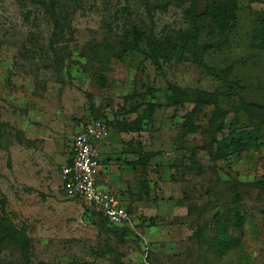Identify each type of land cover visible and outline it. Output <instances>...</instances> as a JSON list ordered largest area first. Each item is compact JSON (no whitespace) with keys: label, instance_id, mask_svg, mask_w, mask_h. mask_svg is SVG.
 Returning <instances> with one entry per match:
<instances>
[{"label":"rangeland","instance_id":"374dc122","mask_svg":"<svg viewBox=\"0 0 264 264\" xmlns=\"http://www.w3.org/2000/svg\"><path fill=\"white\" fill-rule=\"evenodd\" d=\"M232 1L219 37L202 0H59L56 26L41 0H0V264H264V0ZM194 18L224 80L181 51ZM92 119L131 159L113 191L126 225L61 176Z\"/></svg>","mask_w":264,"mask_h":264},{"label":"built area","instance_id":"2783aa9c","mask_svg":"<svg viewBox=\"0 0 264 264\" xmlns=\"http://www.w3.org/2000/svg\"><path fill=\"white\" fill-rule=\"evenodd\" d=\"M109 132V125L104 120L92 119L80 124L72 139L68 162L61 167V176L69 196L91 203L108 223L126 225L130 221L127 209L117 197L97 184L100 168L98 145L109 136Z\"/></svg>","mask_w":264,"mask_h":264},{"label":"trees","instance_id":"16d2710c","mask_svg":"<svg viewBox=\"0 0 264 264\" xmlns=\"http://www.w3.org/2000/svg\"><path fill=\"white\" fill-rule=\"evenodd\" d=\"M33 1V0H30ZM201 0H192L193 3ZM204 1L203 11L199 12L198 18L208 19L213 22L217 35L223 37L233 31L236 27V9L237 5L232 0H202ZM46 11L47 16L50 17L54 25H59L60 14L57 9L60 7L59 0H41L39 3ZM50 12L47 13V9ZM192 13H196L192 11ZM126 35H131L134 41L139 42L142 37L145 36V31L138 25L129 24L126 25ZM182 39L181 51L187 53L192 61L198 66H201L205 72L218 79L224 80L227 75L226 70H217L207 66L202 58L203 53L218 48L219 43L213 44L210 42H200V29L197 26L196 19H191L184 29L178 31ZM154 48L159 51V42L154 36L151 35ZM251 45L253 48L264 50V13H260L255 21L253 27V35ZM123 45L120 43V48ZM180 52V53H182ZM236 145L242 146L241 141L236 142ZM237 147V146H236ZM7 232L5 229H1L0 233L4 234Z\"/></svg>","mask_w":264,"mask_h":264},{"label":"crops","instance_id":"0c3cea01","mask_svg":"<svg viewBox=\"0 0 264 264\" xmlns=\"http://www.w3.org/2000/svg\"><path fill=\"white\" fill-rule=\"evenodd\" d=\"M111 131L109 132V136L102 141L98 145V151H99V175L97 177V184L100 189L105 190L113 194L115 197L116 194L113 191H118L120 189V180L116 177H120L122 173L125 172L127 167L131 165L130 162L131 159L127 158L124 153V149L122 148L123 145L120 144L121 142L118 141L119 135L116 136V141L113 139L114 134L112 135ZM110 153H113L114 156H111V159L108 158L107 154L110 155ZM68 162V159L67 161ZM101 166L104 167V170L101 171ZM110 168L113 169L111 172ZM109 169V170H107ZM105 170L110 174L105 176ZM114 175V177H112ZM118 198V197H117ZM119 199V198H118ZM121 204V201H120ZM123 206V205H122Z\"/></svg>","mask_w":264,"mask_h":264}]
</instances>
